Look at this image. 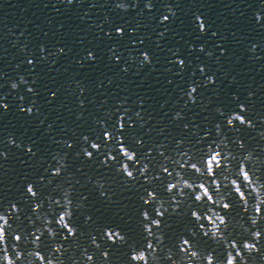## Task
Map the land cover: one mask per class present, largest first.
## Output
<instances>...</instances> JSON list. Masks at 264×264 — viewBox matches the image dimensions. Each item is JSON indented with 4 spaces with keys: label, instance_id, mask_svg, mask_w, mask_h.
Instances as JSON below:
<instances>
[{
    "label": "water",
    "instance_id": "95a60500",
    "mask_svg": "<svg viewBox=\"0 0 264 264\" xmlns=\"http://www.w3.org/2000/svg\"><path fill=\"white\" fill-rule=\"evenodd\" d=\"M238 111L252 123L229 125ZM218 152L216 190L208 163ZM246 154L264 181V0H0V213L10 216V251L15 234L23 237L18 264H40L28 255L34 250L58 264H134L131 253L141 249L148 264H187L182 237L201 256L214 252L219 264L223 241L201 235L198 224L206 222L192 212L215 207L229 218L228 239L251 238L225 179ZM181 175L197 187L170 192ZM200 182L232 208L196 201ZM257 227L264 231V219ZM248 261L264 264V240Z\"/></svg>",
    "mask_w": 264,
    "mask_h": 264
},
{
    "label": "clouds",
    "instance_id": "9594fccd",
    "mask_svg": "<svg viewBox=\"0 0 264 264\" xmlns=\"http://www.w3.org/2000/svg\"><path fill=\"white\" fill-rule=\"evenodd\" d=\"M120 8L127 9L129 7L128 4H120ZM148 8H151L152 5L148 4ZM170 12L173 10L170 8ZM173 14H175L173 12ZM260 15L259 13L257 14ZM164 20H168L169 16L165 15L163 17ZM201 20L200 28L201 30L206 29V24L203 22L202 18L198 17ZM91 55V53L89 54ZM144 59L149 60L150 57L147 53L144 54ZM180 63L182 64L183 61L181 60ZM23 79V78H22ZM13 88L17 87V84H12ZM192 93L196 92V88L193 87L191 89ZM195 99V97H193ZM7 108V105H4ZM245 105H240L241 110L245 109ZM29 112L32 111L31 108L28 109ZM239 121L241 124H251L252 122L247 120L245 115H242L241 112H235L231 115L228 119V124L232 125L235 121ZM110 136V133L108 134ZM87 139V137H85ZM15 143V141H12ZM241 143H243L241 141ZM91 147L93 149H98L100 145L96 143H92ZM120 150L122 151L123 155L127 157V160L133 161L136 159L137 153L130 150L126 145L121 144ZM31 151V149H29ZM86 151L88 157H91L93 153L91 151ZM114 159V157H113ZM251 159L250 155H244V159L241 161L240 166L237 170V175L232 177H226L234 191L235 195L239 198L240 207L243 213L247 214V222L245 225V231L250 233L249 239H244L242 242L238 240L228 239L226 235V230L224 226L228 224V216L218 211L215 207H209L207 212L202 214L198 209H193L192 216L195 220L205 221L206 223H199L198 227L200 229V234L205 237H210L213 240L223 241L224 248L226 251L225 258L219 262V264H249L248 256L253 253H257L260 250V242L264 240V231H261L259 227L261 219H264V181L260 180L258 176H255L253 172L250 170L247 160ZM222 161V153H216L212 157V160L208 163V175L212 177V185L215 187L216 190L221 188V181L215 177L216 166H218ZM60 163L62 166L65 165V159L63 157L60 158ZM191 168L197 172H203V169L198 165L193 163ZM122 170L126 173L128 178H134L135 173L129 167L127 162L122 164ZM62 171L61 168L54 169L55 174H60ZM197 185L193 184L190 179L184 178L182 175L177 182H173L169 185V191L179 190L183 191V189H191L194 190ZM200 191L196 192L195 200L198 202L206 201L209 205H220L223 210L228 211L232 208V204L227 197H221L219 201H217L212 188L208 186L205 182H200L198 185ZM27 192L31 193L32 196H36L37 193L35 191L34 185H29L27 188ZM156 198V193L149 191V198L147 199L151 202V199ZM69 204H70V197H69ZM13 209L18 210L19 206L13 204ZM38 209V205L36 206ZM72 215L71 208L69 207L67 210L63 211L60 217L57 220V223L60 226L67 225L68 217ZM142 215L147 218L150 214L147 210H144ZM163 215V213H161ZM159 225L160 221L156 222ZM10 226V216L0 213V251H2L3 255L0 256V260H2V264H18V261H22L25 253L20 248V241L23 239L20 233H16L14 236V240L16 241L15 244L11 246V251L9 250V243H8V227ZM70 229L68 234L75 235L76 229L70 225H68ZM148 231H151V226L148 227ZM50 236H55L56 230L52 227H48L46 229ZM107 235L111 237L112 230L108 229L106 232ZM119 239H125L124 235H120ZM41 239L40 235L35 237L36 241ZM112 242L115 243V239H112ZM37 249L39 245H36ZM63 245H59L56 248V251L59 253L60 248ZM153 252L158 251V247L153 245L150 246ZM179 248L181 252L187 254V264H197V261L202 259L203 264H218L215 253L214 252H207L203 256H201V252L198 248L193 247V242L186 237H182L179 242ZM15 253L13 255L12 253ZM247 253V255H246ZM30 256H34L37 260L40 261V264H58V261L53 258H45L44 254L39 250L30 251L28 253ZM105 258H107L108 253H103ZM169 259L172 257L169 256ZM87 259L94 260V256L91 254L88 255ZM131 259L133 260L134 264H148V255L145 253L143 249L133 251L131 253Z\"/></svg>",
    "mask_w": 264,
    "mask_h": 264
}]
</instances>
